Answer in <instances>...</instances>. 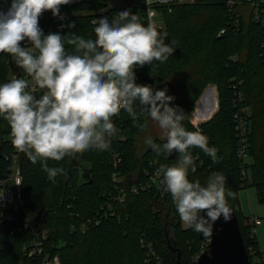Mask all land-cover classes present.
Wrapping results in <instances>:
<instances>
[{"label": "trees", "instance_id": "obj_1", "mask_svg": "<svg viewBox=\"0 0 264 264\" xmlns=\"http://www.w3.org/2000/svg\"><path fill=\"white\" fill-rule=\"evenodd\" d=\"M228 1L176 0L156 5L153 10L168 35L165 42H174L175 50L165 62L137 66L134 71L136 83L167 89L174 97L172 105L183 110V124L189 131L197 130L190 122L196 103L209 86H216L219 110L199 130L209 146L217 149V159L213 161L199 148L191 149L196 171L189 170L188 178L203 184L216 172L226 177V190L234 197L229 203L244 244L247 249L254 246L261 260L239 194L252 187L264 205V29L254 19L255 10L248 0L235 3L234 8ZM253 2L261 7L260 0ZM122 4L111 7L109 0H73L60 6L63 20L49 10L40 16L39 25L44 32H74L87 38L96 34L92 23L96 17L115 15L125 5L146 16L145 0ZM69 23L75 27L69 28ZM16 68L20 71L7 53H0V83L20 74ZM135 110L138 123L123 110L112 117L118 135L108 151L90 150L49 160L50 165L64 169L55 179L14 147L7 121L0 118V178L9 172L12 154L19 157L23 177L22 207L17 212L0 210V264H43L45 257H58L60 264H195L210 236L183 228L172 196L160 180L138 194L128 191L123 203L116 199L122 189L147 185L146 172L178 159L176 153L158 155L149 146L140 151L139 141L149 123L138 106ZM239 118L248 123L247 161L239 156ZM116 155L122 158L117 166ZM28 223L32 228L26 227ZM40 242L41 253L30 256Z\"/></svg>", "mask_w": 264, "mask_h": 264}, {"label": "clouds", "instance_id": "obj_2", "mask_svg": "<svg viewBox=\"0 0 264 264\" xmlns=\"http://www.w3.org/2000/svg\"><path fill=\"white\" fill-rule=\"evenodd\" d=\"M72 2L7 0V8L0 5V53H7L42 90L37 98L27 78L0 83V118L7 121L12 144L55 179L64 169L49 160L108 151L118 135L112 117L123 110L138 123V106L165 133L162 143L151 136L145 143L158 155L178 154L175 163L161 164L156 176L171 194L181 222L202 235H212L218 219H231L233 193L226 190V177L219 172L203 184L188 176L189 170L196 171L191 149L199 148L213 161L217 149L209 146L199 129L185 128L183 110L172 105L174 97L167 89L136 83L134 68L165 62L175 50L174 42L166 43L165 31L129 9L96 17L92 21L96 34L87 38L74 32L45 34L40 16L50 10L63 20L60 6ZM22 41L31 47L22 46Z\"/></svg>", "mask_w": 264, "mask_h": 264}, {"label": "built area", "instance_id": "obj_3", "mask_svg": "<svg viewBox=\"0 0 264 264\" xmlns=\"http://www.w3.org/2000/svg\"><path fill=\"white\" fill-rule=\"evenodd\" d=\"M146 1V8H147V23H154L158 29H162L160 27V25L156 22L155 17H156V13L153 10V8L156 5H170L171 3H173L176 0H145ZM186 0H179V2H185ZM189 1H194V0H189ZM247 1V0H245ZM244 0H240V2H236L235 0H229L228 4L234 8V6L236 5L235 3H245ZM252 0H248V4H251V6L254 8V19L258 22L261 23L263 29H264V0H260V6L263 7L261 9V7H259V5L257 3H251ZM119 4V0H109V5L112 6H118ZM0 5H2L4 8L8 7V3L7 0H0ZM40 26V25H39ZM41 27V26H40ZM42 29V27H41ZM43 30V29H42ZM225 31H222L221 33L223 34ZM45 33V32H44ZM23 42H21L22 46ZM28 47H31L30 44H28ZM16 71H19L16 68ZM20 74H13L12 77L15 78H27L29 80V85L30 88L29 90L33 92V94L35 96H37V98L41 95L42 90H40L38 88V86L34 85V82L31 80L30 77H28L27 73H25L22 69H20ZM242 112H246V110H242ZM238 132H239V137H240V149H239V156L243 159V160H247L248 158V153L246 151V145H245V139H246V135H247V125L245 120H243L242 118H239L238 120ZM194 126L199 129V126L194 124ZM10 138L12 140V137L10 135ZM13 160V164H11V166L9 167V172L7 173V175L5 177L0 178V210L1 211H9V210H13L15 212H17V210H19L22 207L23 204V200H22V183H23V177L21 175L20 169L18 167V162H17V157L15 155H13L12 157ZM122 161V158L120 157V155H116L114 157V164L115 166H117V164H120ZM160 166H157L153 169V171L151 172H147V185L144 184H134L133 186L130 187V189H122L121 192L119 193V195L116 197L117 200H119V202L123 203L127 198V194L128 191H130L133 194H138L140 192V190H144L145 188H147V186H150L151 184H157L160 180V178L158 176H156V171ZM245 174V172H244ZM15 219V218H14ZM13 220V219H12ZM252 227V232H251V238H256V229L257 227L261 226L263 224L262 220L260 218H257L255 216H253L250 220ZM26 227L32 228V225L30 223L26 224ZM209 241L208 240V244L207 247L201 252V254L208 248L209 245ZM42 242L40 243H36L35 244V248L33 250L30 251V256L34 255L36 252L41 253V248H42ZM247 249V248H246ZM247 252L250 256V260L252 264H259L260 263V259L257 256V252L254 248V246H249L247 249ZM200 254V255H201ZM199 255V256H200ZM198 256V257H199ZM197 257V259H198ZM196 259V261H197ZM195 261V264H196ZM43 264H60V260L58 257H55L53 259L49 258V257H45L43 260Z\"/></svg>", "mask_w": 264, "mask_h": 264}, {"label": "water", "instance_id": "obj_4", "mask_svg": "<svg viewBox=\"0 0 264 264\" xmlns=\"http://www.w3.org/2000/svg\"><path fill=\"white\" fill-rule=\"evenodd\" d=\"M70 177L71 171L67 182ZM196 264H252L234 208L229 221L225 222L223 217L216 221L208 248L198 257Z\"/></svg>", "mask_w": 264, "mask_h": 264}, {"label": "rangeland", "instance_id": "obj_5", "mask_svg": "<svg viewBox=\"0 0 264 264\" xmlns=\"http://www.w3.org/2000/svg\"><path fill=\"white\" fill-rule=\"evenodd\" d=\"M122 1L124 0H119V5L121 7H123ZM131 5H125L124 9H126V7H130ZM157 21H159L157 19ZM47 29V28H46ZM51 30L45 31V34L50 33ZM29 43L27 41L23 42V45H25L26 48H28ZM206 92H210L211 94L208 95L207 93H205V95H207V99L203 100L202 103L198 106L199 109L197 110L199 113V120L197 121V123H203L205 120V118H203V116H201V114L206 115L207 113L211 115L214 113V110L217 108V103H215V100L212 99L213 97H215L213 91H206ZM215 104H216V108H215ZM213 108V111H212ZM209 118V117H207ZM148 123H149V128L148 131L146 133H144V135H142V137L140 138L139 144L141 147V150H144L148 145L145 143V138L148 136H151L154 140L156 139H161V137H163L165 135V133L163 132V130H161L158 126V124H156L154 121H152L151 119L148 118ZM196 122L195 124L198 125ZM239 198H240V204H241V209L244 213V215L248 218H251L252 215L260 218L263 222V224L259 227H257L256 229V237H257V241L259 243L260 246V250L262 252V258L261 260L264 261V205L260 204L258 199H257V195H256V190L252 187H249L247 189H244L240 192L239 194ZM183 228L187 229L189 227H187L186 225H184L182 223Z\"/></svg>", "mask_w": 264, "mask_h": 264}, {"label": "crops", "instance_id": "obj_6", "mask_svg": "<svg viewBox=\"0 0 264 264\" xmlns=\"http://www.w3.org/2000/svg\"><path fill=\"white\" fill-rule=\"evenodd\" d=\"M195 1V0H194ZM194 1H189V0H186L185 2H181V3H193ZM119 5V4H118ZM124 5V4H123ZM125 7V6H124ZM133 6L131 5L130 7H126V9H129L133 14H138V15H140L135 9H133L132 8ZM156 13V12H155ZM141 16V15H140ZM141 18H142V20L143 21H145V22H147V12H146V16L144 17H142L141 16ZM155 20H156V22L160 25V27L162 28V30H163V26H162V23L160 22V21H157V14H156V17H155ZM213 91V93H214V95H215V97H213V99L215 100V101H217L216 103H217V108L214 110V113L211 115V117H210V115L208 116V113L206 114V115H203V114H201V116H203V118H205V120L206 121H204L203 123H197V121L199 120V117L198 116H195V114L198 112L197 110H198V106L200 105V103L203 101V98L205 97V93H207L206 91ZM205 93H203V95L200 97V99L198 100V102L196 103V107H195V110L191 113V115H190V122L194 125L195 124V122L198 124V126L200 127L202 124H204V123H207V122H209V121H211V119L217 114V112H218V110H219V103H218V92H217V88H216V86H209L205 91H204ZM207 117H209V118H207ZM13 155H15V154H12V157H13ZM16 157H17V162H18V167H19V169H20V172H21V168H20V161H19V157L17 156V155H15ZM247 160H248V158H247ZM246 160V161H247ZM11 164H13V160H12V163ZM9 170V169H8ZM147 173V172H146ZM22 175V174H21ZM252 217H253V215H252ZM251 217V218H252ZM250 218V219H251ZM260 263H261V260H260Z\"/></svg>", "mask_w": 264, "mask_h": 264}]
</instances>
